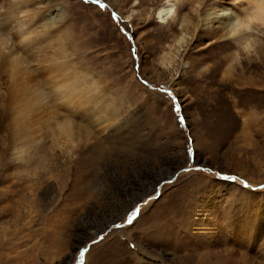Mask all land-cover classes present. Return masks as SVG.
<instances>
[{"label":"rangeland","instance_id":"374dc122","mask_svg":"<svg viewBox=\"0 0 264 264\" xmlns=\"http://www.w3.org/2000/svg\"><path fill=\"white\" fill-rule=\"evenodd\" d=\"M163 2L0 0V264H264V26Z\"/></svg>","mask_w":264,"mask_h":264},{"label":"bare ground","instance_id":"6f19581e","mask_svg":"<svg viewBox=\"0 0 264 264\" xmlns=\"http://www.w3.org/2000/svg\"><path fill=\"white\" fill-rule=\"evenodd\" d=\"M243 1V3L245 4V6L241 9V11L239 13H236L235 11H231L228 8H224V7H218L216 6L215 8H213L212 10L206 12L203 17L201 18V20L206 23L208 22L209 24L211 23V21H216L217 27L218 28H224L226 30V34L228 36V38L232 39V40H242L241 44L244 42H247L248 45L250 46V39L247 37V33L248 31L246 30H238L237 29V22H234L238 17L243 16L245 13H250L252 11V3L251 0H241ZM9 2V1H6ZM171 2H173V0H164V2L162 3L161 6H159L156 9V16L160 19H165V17L170 13V8H171ZM2 4V3H1ZM1 7V5H0ZM1 23V22H0ZM17 24V23H16ZM20 24V23H19ZM254 25H258V24H253ZM15 28V27H14ZM18 28V27H17ZM21 28V26L19 27ZM18 31V30H17ZM24 31V29H23ZM30 31V30H29ZM21 31H19L20 33ZM27 33V30L24 32ZM29 33V32H28ZM235 33V34H233ZM6 43V42H5ZM4 49V48H3ZM2 51H0L1 53ZM2 54V53H1ZM0 54V55H1ZM2 57V56H1ZM15 65V64H14ZM65 68V67H64ZM63 68V69H64ZM13 75V74H12ZM15 75V74H14ZM22 80V79H21ZM25 81V80H24ZM64 83V82H63ZM23 84V83H22ZM65 84V83H64ZM21 86V85H19ZM61 86V85H60ZM67 86V85H65ZM16 87V86H15ZM8 88V87H7ZM10 88V87H9ZM61 88V87H60ZM11 89V88H10ZM16 90V89H15ZM12 91V90H11ZM25 92V91H24ZM11 93V92H10ZM12 95V94H11ZM14 95V94H13ZM9 96V95H7ZM8 98V97H7ZM75 98V97H74ZM16 100V99H15ZM72 100V99H71ZM84 100V99H83ZM26 102V101H25ZM83 102V101H82ZM11 103V102H10ZM9 104V103H8ZM20 105V104H19ZM28 105V104H27ZM26 107V106H25ZM9 108V107H8ZM29 109V108H27ZM13 110V109H12ZM25 110V109H22ZM20 112V111H19ZM17 112V113H19ZM25 113V111H24ZM27 115V113L25 114ZM21 117V116H20ZM20 119V118H19ZM23 119V117H22ZM18 121V120H17ZM21 123V122H20Z\"/></svg>","mask_w":264,"mask_h":264},{"label":"clouds","instance_id":"9594fccd","mask_svg":"<svg viewBox=\"0 0 264 264\" xmlns=\"http://www.w3.org/2000/svg\"><path fill=\"white\" fill-rule=\"evenodd\" d=\"M252 11L245 13L243 16L238 17L234 22H237L238 30L250 31L253 24L264 26V0H251ZM235 34V33H233ZM241 48L245 53L250 51L247 42L241 44ZM241 57L237 55L236 63H239Z\"/></svg>","mask_w":264,"mask_h":264},{"label":"snow or ice","instance_id":"6c2138e0","mask_svg":"<svg viewBox=\"0 0 264 264\" xmlns=\"http://www.w3.org/2000/svg\"><path fill=\"white\" fill-rule=\"evenodd\" d=\"M135 216H136V212H133V213L129 216V218H128V222H129L130 225L132 224L133 218H134ZM85 251H87V249H85ZM80 256H81V258H83V256H84V252H81V253H80Z\"/></svg>","mask_w":264,"mask_h":264}]
</instances>
